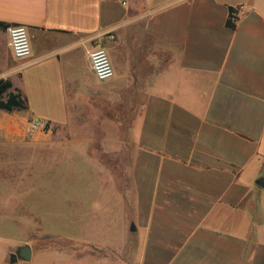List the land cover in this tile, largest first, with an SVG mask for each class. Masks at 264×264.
<instances>
[{
  "label": "crops",
  "instance_id": "1",
  "mask_svg": "<svg viewBox=\"0 0 264 264\" xmlns=\"http://www.w3.org/2000/svg\"><path fill=\"white\" fill-rule=\"evenodd\" d=\"M0 22L32 47L15 59L0 30V80L27 100L5 116L11 133L39 121L120 166L103 170L119 207L106 199L102 237L89 208L75 251L0 235V264H264V0H0ZM98 47L109 81L91 67ZM26 245L31 260L13 261Z\"/></svg>",
  "mask_w": 264,
  "mask_h": 264
},
{
  "label": "rangeland",
  "instance_id": "2",
  "mask_svg": "<svg viewBox=\"0 0 264 264\" xmlns=\"http://www.w3.org/2000/svg\"><path fill=\"white\" fill-rule=\"evenodd\" d=\"M7 115L11 113L0 110V235L30 242L36 250L75 251V215L84 227L91 208L96 214L93 219L97 216L92 231L102 237L106 199L112 210L119 207L115 198L102 193L103 170L120 166L104 164L106 150H90L91 155L75 150V133L65 129L33 133L29 124L24 135H14ZM86 192L91 195L81 199L80 210L75 195ZM116 216L106 218L107 223ZM88 220L92 222L90 216Z\"/></svg>",
  "mask_w": 264,
  "mask_h": 264
},
{
  "label": "built area",
  "instance_id": "3",
  "mask_svg": "<svg viewBox=\"0 0 264 264\" xmlns=\"http://www.w3.org/2000/svg\"><path fill=\"white\" fill-rule=\"evenodd\" d=\"M123 6L128 0H120ZM9 34V47L15 59H27L32 54V47L28 29L23 25H13L7 28ZM90 63L96 79L100 82L109 81L115 76V69L107 50L98 47L90 54ZM47 125L39 121L31 122V132H45Z\"/></svg>",
  "mask_w": 264,
  "mask_h": 264
},
{
  "label": "trees",
  "instance_id": "4",
  "mask_svg": "<svg viewBox=\"0 0 264 264\" xmlns=\"http://www.w3.org/2000/svg\"><path fill=\"white\" fill-rule=\"evenodd\" d=\"M229 17L226 22L228 28L236 27L235 10L230 8ZM10 26L0 22V30H7ZM13 84L10 81L0 80V110L12 113L15 111H23L27 109V100L19 91H12ZM49 125H47L48 129Z\"/></svg>",
  "mask_w": 264,
  "mask_h": 264
},
{
  "label": "water",
  "instance_id": "5",
  "mask_svg": "<svg viewBox=\"0 0 264 264\" xmlns=\"http://www.w3.org/2000/svg\"><path fill=\"white\" fill-rule=\"evenodd\" d=\"M257 185L264 187V180L257 181ZM32 258V248L28 245L19 248L17 255L13 256V261L22 260L25 262L30 261Z\"/></svg>",
  "mask_w": 264,
  "mask_h": 264
}]
</instances>
